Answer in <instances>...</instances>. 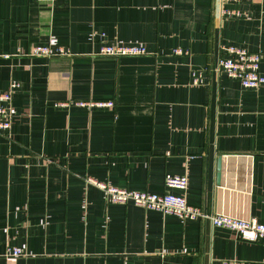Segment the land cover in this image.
Here are the masks:
<instances>
[{"label": "crops", "instance_id": "1", "mask_svg": "<svg viewBox=\"0 0 264 264\" xmlns=\"http://www.w3.org/2000/svg\"><path fill=\"white\" fill-rule=\"evenodd\" d=\"M112 43L148 53L96 54ZM226 45L260 53L264 73V0H0V93L18 85L0 131V264H264V237L110 204L87 182L264 225V87L217 74ZM88 101L114 106L71 105Z\"/></svg>", "mask_w": 264, "mask_h": 264}, {"label": "built area", "instance_id": "2", "mask_svg": "<svg viewBox=\"0 0 264 264\" xmlns=\"http://www.w3.org/2000/svg\"><path fill=\"white\" fill-rule=\"evenodd\" d=\"M51 3L54 0H38ZM230 14V11L224 10ZM233 13V12H232ZM175 54H182V49H174ZM145 46L140 44L112 43L102 45L96 52L97 55L123 57L142 56L147 54ZM31 55L53 57L66 55L67 52L62 47H51L50 45H35L30 51ZM261 54L251 52L245 47L237 45H226L222 47L216 64L217 74H223L228 79L236 81L246 90H256L264 87V73L260 69ZM192 84L198 85L203 82L202 72L190 71ZM18 85L10 84L7 91L0 93V131L8 132L11 126V99L12 92ZM70 104V103H69ZM68 103L57 104L58 107H66ZM71 105L81 108H113L112 101L107 102H73ZM90 185L101 190L110 204H132L148 211L159 212L164 215L175 216L182 220L196 221L207 220L214 228H224L234 232L241 240L255 243L264 237V225L257 222L255 218H237L225 214H213L207 216L198 208L190 206L184 196L174 193L151 194L147 192L120 189L108 186L104 183L88 179ZM164 186L169 190L185 191L188 180L186 176L166 175ZM13 257L19 256L17 250L9 251ZM221 264H253L239 261H224Z\"/></svg>", "mask_w": 264, "mask_h": 264}, {"label": "water", "instance_id": "3", "mask_svg": "<svg viewBox=\"0 0 264 264\" xmlns=\"http://www.w3.org/2000/svg\"><path fill=\"white\" fill-rule=\"evenodd\" d=\"M220 179V160H217V174H216V182L219 183Z\"/></svg>", "mask_w": 264, "mask_h": 264}]
</instances>
